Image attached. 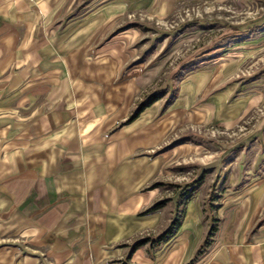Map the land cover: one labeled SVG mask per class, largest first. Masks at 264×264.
Instances as JSON below:
<instances>
[{
	"label": "rangeland",
	"instance_id": "obj_1",
	"mask_svg": "<svg viewBox=\"0 0 264 264\" xmlns=\"http://www.w3.org/2000/svg\"><path fill=\"white\" fill-rule=\"evenodd\" d=\"M26 8L31 19L15 18ZM28 50L60 82L34 86L32 106L72 82L102 136L129 145L111 168L123 185L113 200L127 203L128 229L139 224L114 241L108 263L134 264L128 246L175 217L165 244L138 253L180 249L181 264H203L218 242L264 243V0H0V77L28 72ZM0 98L28 110L24 95Z\"/></svg>",
	"mask_w": 264,
	"mask_h": 264
},
{
	"label": "crops",
	"instance_id": "obj_2",
	"mask_svg": "<svg viewBox=\"0 0 264 264\" xmlns=\"http://www.w3.org/2000/svg\"><path fill=\"white\" fill-rule=\"evenodd\" d=\"M14 13L22 22L32 18L28 8ZM36 61L28 50L20 62L28 72L10 70L0 77L7 80L0 95H24L28 104L22 111L0 98V264H111L106 257L114 241L126 239L139 224L128 229L127 203L113 200L123 185L113 183L111 168L126 158L129 145L102 136L100 114L75 101L72 82L52 100L32 106L34 86L60 83L55 77L50 83L49 67H37ZM219 245L203 264H264V243L244 250ZM138 252L140 247L129 254L134 264H181L185 258L180 249Z\"/></svg>",
	"mask_w": 264,
	"mask_h": 264
},
{
	"label": "trees",
	"instance_id": "obj_3",
	"mask_svg": "<svg viewBox=\"0 0 264 264\" xmlns=\"http://www.w3.org/2000/svg\"><path fill=\"white\" fill-rule=\"evenodd\" d=\"M153 100H155V99H153ZM153 100L149 101L148 103L141 104V106L138 107V109L136 111V114H138L146 106L151 104L153 102ZM188 198H189V195H186L185 199L187 200ZM162 205H163V201L155 202L154 204L149 206L147 209L142 211L141 214L145 215V214L153 213V212L157 211ZM179 226H180L179 217H175V218L171 219L169 224L167 225V227L164 230H162L161 232L157 233L156 235H147V236H144V237H141L139 239L134 240L128 246L129 247L128 254H131L137 248H139V247H141V246H143L145 244L149 248L157 247L158 245H160V244L164 243L165 241H167L172 235H174V233L176 232V230L178 229ZM215 230H216V226L215 225H211L209 227L208 232L206 234V237H205V239L203 241V244L201 246L203 251L205 250V247H208L210 245L211 237L213 236Z\"/></svg>",
	"mask_w": 264,
	"mask_h": 264
}]
</instances>
